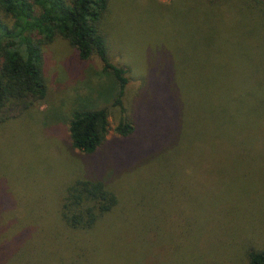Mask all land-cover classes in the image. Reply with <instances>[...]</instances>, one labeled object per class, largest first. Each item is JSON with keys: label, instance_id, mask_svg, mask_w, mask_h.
<instances>
[{"label": "rangeland", "instance_id": "obj_1", "mask_svg": "<svg viewBox=\"0 0 264 264\" xmlns=\"http://www.w3.org/2000/svg\"><path fill=\"white\" fill-rule=\"evenodd\" d=\"M236 1L109 0L98 24L125 71L127 138L114 132L119 86L99 59L79 61L59 36L42 47L45 100L0 124V264H246L264 247V75L214 67L218 44L264 40L260 13ZM246 2L249 12L264 4ZM94 109L108 112L109 131L85 155L67 128L74 112ZM184 130L196 142L182 148ZM78 179L117 197L95 230L60 219Z\"/></svg>", "mask_w": 264, "mask_h": 264}, {"label": "trees", "instance_id": "obj_2", "mask_svg": "<svg viewBox=\"0 0 264 264\" xmlns=\"http://www.w3.org/2000/svg\"><path fill=\"white\" fill-rule=\"evenodd\" d=\"M236 2L235 6L248 15L256 11L260 13L264 25V4L252 6L253 10L249 12L246 0ZM108 3L109 0H0V124L22 118L45 100L47 88L42 47L59 36L75 50L79 61H88L96 56L103 71L114 78L119 86L115 105L121 112L114 132L121 138H127L134 132L132 122L123 116L120 102L127 84L125 71L110 63L106 43L99 30L98 23ZM216 3L218 7L219 2ZM243 3L245 8L240 7ZM219 18L218 12L217 23ZM241 26L242 23L235 28L240 29ZM219 30L216 26L218 33ZM241 39L243 41L235 45L216 46L215 74H228L233 70V63H238V66H247L250 74L264 75V40L255 48L248 43L250 38L246 34ZM246 51H252L253 56L246 55ZM108 131L109 116L105 109L81 110L72 114L67 138L72 149L92 155L102 146ZM195 142L194 134L180 131L178 143L183 144L182 148ZM117 204V197L104 182L78 179L66 188L59 216L68 229L87 232L105 221ZM246 264H264V247L248 250Z\"/></svg>", "mask_w": 264, "mask_h": 264}]
</instances>
